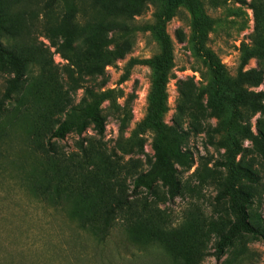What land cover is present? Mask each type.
Wrapping results in <instances>:
<instances>
[{
    "label": "rangeland",
    "instance_id": "rangeland-1",
    "mask_svg": "<svg viewBox=\"0 0 264 264\" xmlns=\"http://www.w3.org/2000/svg\"><path fill=\"white\" fill-rule=\"evenodd\" d=\"M174 6L0 0V43L22 73L5 100L16 72L0 71V264H264V240L244 233L215 257L238 207L264 233V0L175 7L161 138L194 164L171 176L145 122L156 77L148 62L162 53L158 24ZM58 27L70 30V42ZM199 49L224 67L220 84ZM241 69L263 76L261 84L239 81ZM89 90L108 95L104 135L85 122L82 133L52 138ZM242 91L251 104L236 101ZM139 141L143 153H124ZM139 178L147 186L136 188ZM174 179L180 193L171 199Z\"/></svg>",
    "mask_w": 264,
    "mask_h": 264
},
{
    "label": "trees",
    "instance_id": "trees-1",
    "mask_svg": "<svg viewBox=\"0 0 264 264\" xmlns=\"http://www.w3.org/2000/svg\"><path fill=\"white\" fill-rule=\"evenodd\" d=\"M194 0H175V6L166 10L160 19L158 24V34L161 42L162 53L160 56L155 58L152 61H149L148 64L154 66L156 71V77L154 80V88L152 94V100L148 109V115L145 122V125H149L154 128L155 131L159 134V140L155 143V152L156 159L159 166L163 167L166 172L174 176V173H177L175 166L180 168L189 169L193 166L194 160L189 155V153L184 152L180 148L169 147L165 148L164 141L161 136L164 133H167L169 129L163 124V116L167 113V75L173 63V45L170 37L166 32L167 23L172 20L174 17V9L176 6L186 4L192 6ZM73 19V16H71ZM58 34L61 32L67 35L68 41L70 42L72 33L69 29L64 27L56 28ZM199 52L205 58L206 62L209 64L214 80L217 84H220L225 79V69L218 61L217 57L210 52H203L202 49H199ZM251 54H247L243 59L242 66H245L248 63V60L251 58ZM6 68H12L16 72V78L10 82V89L7 90L5 94V100H10L11 95L18 89L20 78H21V64L19 60L9 51L5 50L0 43V71H4ZM263 76L256 74L255 72L243 73L242 69L240 70L239 81L241 82H252L255 80L256 86L261 84ZM249 94L245 91L239 92L236 94V101L239 104H251L249 101ZM88 100L84 101V105L79 107L80 109H73L70 114L67 115L66 120L59 124L58 128L53 131L52 138L63 140L67 137L68 134L73 131L82 133L85 122H89L94 125L95 130L100 136H103L106 130V119L102 116V105L105 100L108 98L106 94H97L94 91H87ZM5 102H2L0 105V113ZM210 107L217 111L218 113L222 112L220 104L210 103ZM69 113V112H68ZM170 133L176 137L174 129ZM139 135V134H136ZM251 137V134L248 133ZM126 154H133L135 149L143 153L144 144L143 141H139L135 145H129L125 147ZM136 188L140 186H145L141 178L137 179ZM173 186L169 191L171 199H174L180 193L179 182L177 179L172 181ZM147 186V185H146ZM149 187V186H148ZM238 211V223L230 225L229 229L221 231L219 234V240L215 245V257L218 262H220L226 254L227 249L231 246V243L234 241V238L237 234H247L253 235L259 240H264V233L256 230L247 222L245 212H243L239 207Z\"/></svg>",
    "mask_w": 264,
    "mask_h": 264
}]
</instances>
